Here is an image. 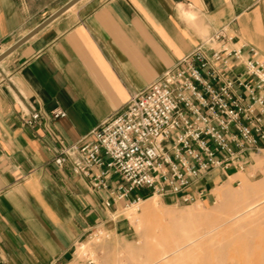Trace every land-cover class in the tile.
Returning a JSON list of instances; mask_svg holds the SVG:
<instances>
[{
	"label": "crops",
	"instance_id": "1",
	"mask_svg": "<svg viewBox=\"0 0 264 264\" xmlns=\"http://www.w3.org/2000/svg\"><path fill=\"white\" fill-rule=\"evenodd\" d=\"M67 1L0 0L2 51ZM225 26L264 62V0H79L0 60V264H66L95 224L149 195L117 199L53 156Z\"/></svg>",
	"mask_w": 264,
	"mask_h": 264
},
{
	"label": "built area",
	"instance_id": "2",
	"mask_svg": "<svg viewBox=\"0 0 264 264\" xmlns=\"http://www.w3.org/2000/svg\"><path fill=\"white\" fill-rule=\"evenodd\" d=\"M2 45L0 38V53ZM250 54L235 45L226 26L220 28L88 134L61 143L53 162L117 199L144 188L193 200L206 175L244 171L247 157L264 149V62L253 58L254 48ZM42 117L31 109L24 122L34 126ZM114 176L123 181L116 189L110 186Z\"/></svg>",
	"mask_w": 264,
	"mask_h": 264
},
{
	"label": "rangeland",
	"instance_id": "3",
	"mask_svg": "<svg viewBox=\"0 0 264 264\" xmlns=\"http://www.w3.org/2000/svg\"><path fill=\"white\" fill-rule=\"evenodd\" d=\"M246 160L244 171L202 178L193 200L123 204L66 264H264V149Z\"/></svg>",
	"mask_w": 264,
	"mask_h": 264
},
{
	"label": "water",
	"instance_id": "4",
	"mask_svg": "<svg viewBox=\"0 0 264 264\" xmlns=\"http://www.w3.org/2000/svg\"><path fill=\"white\" fill-rule=\"evenodd\" d=\"M77 1H79V0H69V1H67L66 4L62 5L54 13H52L51 15L46 17L39 25H37L36 27L31 29L29 32H27L25 36H23L22 38H20L19 40H17L13 44H11V46L8 47L7 49L3 50L0 53V60H2L7 55H9L12 51H14L15 48H17L22 43H24L28 38L33 36L36 32L40 31L41 28H43L44 26H46L47 24H49L50 22L55 20L58 15H60L61 13L66 11L67 9L71 8V6L74 5L75 3H77Z\"/></svg>",
	"mask_w": 264,
	"mask_h": 264
},
{
	"label": "bare ground",
	"instance_id": "5",
	"mask_svg": "<svg viewBox=\"0 0 264 264\" xmlns=\"http://www.w3.org/2000/svg\"><path fill=\"white\" fill-rule=\"evenodd\" d=\"M156 196V194H154V196L153 197H155ZM140 200H142V199H140Z\"/></svg>",
	"mask_w": 264,
	"mask_h": 264
}]
</instances>
